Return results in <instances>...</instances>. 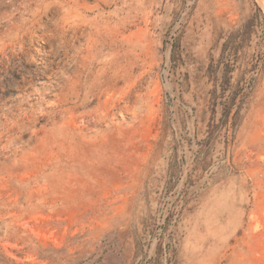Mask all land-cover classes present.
<instances>
[{"label": "rangeland", "instance_id": "obj_1", "mask_svg": "<svg viewBox=\"0 0 264 264\" xmlns=\"http://www.w3.org/2000/svg\"><path fill=\"white\" fill-rule=\"evenodd\" d=\"M0 264H264V0H0Z\"/></svg>", "mask_w": 264, "mask_h": 264}]
</instances>
